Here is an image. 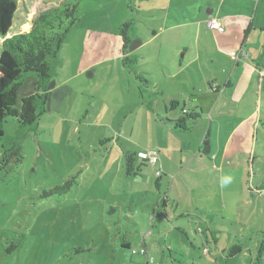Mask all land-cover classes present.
<instances>
[{"label": "rangeland", "instance_id": "rangeland-1", "mask_svg": "<svg viewBox=\"0 0 264 264\" xmlns=\"http://www.w3.org/2000/svg\"><path fill=\"white\" fill-rule=\"evenodd\" d=\"M178 1L167 24L193 21L192 14L173 19ZM253 1L247 5L260 29L264 0L257 8ZM65 3H76L78 21L48 79L45 111L29 126L13 117L2 124L0 159L11 151L21 160L0 170V264H264V190L256 189L264 182V84L226 100L235 122L223 120L220 138L230 141L208 156L206 125L203 133L178 122L173 129L157 121L158 128L119 88L121 24L129 23L127 36L138 43L163 22L158 7L166 2L17 0L6 37L29 31L39 13ZM179 7L186 14L194 4ZM189 28H174L154 44L174 48ZM250 40L264 61V31L258 47L255 34ZM37 80L24 78L16 106ZM182 110L176 114L185 117ZM150 148L173 165L161 170L158 189L151 171L134 164L127 173L125 166L127 153ZM68 182V190H52ZM143 245L146 255L138 253Z\"/></svg>", "mask_w": 264, "mask_h": 264}, {"label": "crops", "instance_id": "crops-1", "mask_svg": "<svg viewBox=\"0 0 264 264\" xmlns=\"http://www.w3.org/2000/svg\"><path fill=\"white\" fill-rule=\"evenodd\" d=\"M162 1L166 3L159 6L158 10L163 22L155 20L157 27L149 33L150 37L138 43L132 41L125 53L130 62L127 66L121 64L120 69L119 66L116 67L119 72V88L124 95L132 96L136 108H141V111L145 109L147 114L152 115L153 125L158 128L160 125L157 121H163L168 126H173V129L178 122L183 125L191 124L189 130L197 125L195 128L203 133L206 125L202 144L205 143V154L209 153L210 156L215 145L220 147L222 143L226 145L230 141L228 139L222 142L220 138L223 120L225 124L235 122L234 111L224 104L227 103L226 100L236 96L242 98L251 86L264 84V61L256 59L259 49L249 47L252 34L256 35L254 44L257 47L260 45L264 26L257 29L253 22L254 15H251L247 5L253 0H179L175 5L173 19H179L180 16V19H186L192 14L193 21L174 25L167 24L172 15V0ZM259 1L255 0L256 8ZM180 3L183 6L194 4V7L185 14L181 12ZM208 18L216 20L222 31L206 27L205 21ZM189 25V35L174 48L168 42L154 44L157 37L170 36L172 29ZM120 50L121 48L117 56L122 60L124 55ZM126 67L128 68L125 70ZM112 77L115 78L116 75ZM125 107L130 108L131 105L126 104ZM180 107L186 111L182 110L185 117L176 114ZM234 133L237 130L232 126L230 135ZM137 152L133 153L135 156L132 168L134 164H138V170H142L145 175L150 171L156 175V169L171 172L172 160L167 159V156L157 155V163L152 166L138 158ZM217 156L216 152L213 158ZM156 176L155 187L158 189L162 172Z\"/></svg>", "mask_w": 264, "mask_h": 264}, {"label": "trees", "instance_id": "trees-1", "mask_svg": "<svg viewBox=\"0 0 264 264\" xmlns=\"http://www.w3.org/2000/svg\"><path fill=\"white\" fill-rule=\"evenodd\" d=\"M16 9L17 0H0V38H3L0 51V135L2 124L7 117L15 118L20 126H29L45 111L48 79L59 63L58 52L68 31L78 21L76 3H65L39 13L29 31L6 37ZM128 25L129 23H122L119 29L122 41L120 52L124 55L122 62L125 66L130 62L125 56L131 43L127 36ZM32 74L38 77L36 91L23 96L18 107L16 106L18 87L27 75ZM134 156L130 153L125 155L127 173L133 170ZM20 160L21 155L16 156L15 153L6 151L0 159V170L12 161L16 163ZM69 186L68 182L52 190L66 191ZM256 189L264 190V182L257 185ZM124 246L129 245L125 243Z\"/></svg>", "mask_w": 264, "mask_h": 264}, {"label": "built area", "instance_id": "built-area-1", "mask_svg": "<svg viewBox=\"0 0 264 264\" xmlns=\"http://www.w3.org/2000/svg\"><path fill=\"white\" fill-rule=\"evenodd\" d=\"M206 27L214 29V30H218V31H222V28L220 26V24L218 22H216V20L214 19H207L205 21ZM183 112H186L185 110H183ZM157 151L156 150H144V151H139L137 152V157L140 158L143 161H146L147 163H149L150 165L154 166L157 163ZM156 175H160L161 174V170L160 169H156L155 171ZM132 253H136L134 250H132ZM139 254L141 255H146L145 253H147V250L144 247H141L138 251Z\"/></svg>", "mask_w": 264, "mask_h": 264}, {"label": "clouds", "instance_id": "clouds-1", "mask_svg": "<svg viewBox=\"0 0 264 264\" xmlns=\"http://www.w3.org/2000/svg\"><path fill=\"white\" fill-rule=\"evenodd\" d=\"M230 180H231V177H224L222 179V184H228L230 182Z\"/></svg>", "mask_w": 264, "mask_h": 264}]
</instances>
